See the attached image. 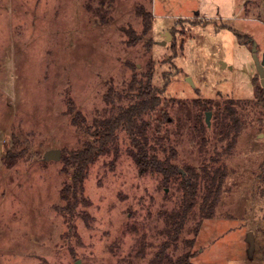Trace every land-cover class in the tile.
Returning <instances> with one entry per match:
<instances>
[{"label":"rangeland","instance_id":"rangeland-1","mask_svg":"<svg viewBox=\"0 0 264 264\" xmlns=\"http://www.w3.org/2000/svg\"><path fill=\"white\" fill-rule=\"evenodd\" d=\"M87 3L98 0H0V264H156L158 255L189 250L192 264H264V109L254 104L252 84L264 77V0H112L103 18ZM138 4L153 13L152 28L129 46L124 28H142ZM232 30L251 42H239ZM150 58L155 85L170 74L167 101L150 116L151 143L160 157L173 149L171 161L181 170L193 166L200 177L176 234L173 219L184 200L179 176L164 185L160 173H139L126 137L116 154L88 166V204L74 212L62 209L69 175L61 160L42 157L50 148L80 146L83 133L70 123L67 97L91 122L105 106V81L119 85L130 76L128 61L142 68ZM197 98L211 102L201 116L205 123L211 112L204 144L193 129ZM230 99L245 126L226 153L214 116L216 109L225 115ZM161 110L169 120L157 127ZM13 135L27 149L8 166ZM219 165L226 168L220 197L205 218L204 175Z\"/></svg>","mask_w":264,"mask_h":264},{"label":"trees","instance_id":"trees-1","mask_svg":"<svg viewBox=\"0 0 264 264\" xmlns=\"http://www.w3.org/2000/svg\"><path fill=\"white\" fill-rule=\"evenodd\" d=\"M112 0H98V4L92 7L87 3L91 11H96L101 18L111 10ZM137 14L141 17L142 28L140 33L131 26L124 28L128 35L129 46H135L140 42V38L147 35L153 23V13L146 9L143 4L137 5ZM206 22V21H205ZM205 24V23H204ZM229 28V27H228ZM239 42L250 43V38L244 33L232 30ZM131 73L128 79L116 85L112 78L105 81V92L103 100L105 106L102 111H97L88 122L85 115L78 110L71 97L66 99V113L70 115V123L79 129L83 135L80 146L66 150H61L60 160L62 162V171L69 175V179L64 180L60 190L61 199L66 204L62 206L64 211L74 212L77 205H87L88 199L84 195L83 183L87 173L88 166L99 156L113 152L116 154L120 147V138L126 137L128 140L126 152L132 158L137 166L138 172L160 173L164 185H168L171 177L178 175L180 185L183 189V203L181 209L177 210L174 216L173 229L174 234L180 229L183 219L192 206L200 177L196 169L191 165H185L182 170L171 161L175 151L169 148L168 157H160L151 143L150 129L152 127L151 114L164 101H167L164 95L165 87L169 81L170 74H163V83L157 86L153 83V72L155 61L148 59L144 67L139 68L135 63L128 61ZM254 89V104L264 109V86L255 83L252 78ZM171 99V98H170ZM233 99L225 104V115H220L215 110L214 120L223 124V135L221 139H227V145L224 152H228L236 142L240 131L244 128V117L241 112L232 105ZM210 100L197 98L193 105L198 108L194 130L202 137V143L207 141L204 131L206 124L202 121V113L209 106ZM166 110H161L158 117L155 118L156 126H163L169 119ZM159 130V128H157ZM13 143L4 155L6 165L11 166L18 158L26 152L25 146H19L20 140L16 135L12 136ZM218 159L212 157V161ZM224 166L212 167L204 175V194L199 212L202 217L209 218L213 215V209L218 201L222 189V183L226 174ZM83 217L88 214L83 211ZM199 224V223H198ZM197 224V225H198ZM173 230V231H174ZM197 230V228L195 229ZM261 244L259 246L262 258H264V227L260 229ZM171 232H169L170 234ZM193 241H190L192 245ZM195 251H185L177 257L156 256L153 262L156 264H192L191 258Z\"/></svg>","mask_w":264,"mask_h":264},{"label":"water","instance_id":"water-1","mask_svg":"<svg viewBox=\"0 0 264 264\" xmlns=\"http://www.w3.org/2000/svg\"><path fill=\"white\" fill-rule=\"evenodd\" d=\"M168 36H170V33L166 32L165 37L167 38ZM260 64L264 65V54H262ZM187 79L190 80L189 77H187ZM260 82H261L262 86H264V77H261ZM210 115H211L210 111L205 112V119L204 120H205V123L207 126L210 125ZM42 157L44 160H55V161H57L61 157V150L59 148L47 149L46 151H44ZM248 238H249V240L251 239V233L248 234ZM251 246H252V243H251Z\"/></svg>","mask_w":264,"mask_h":264}]
</instances>
